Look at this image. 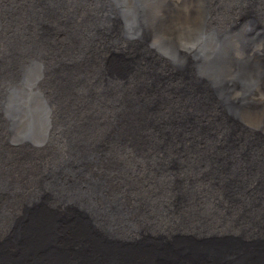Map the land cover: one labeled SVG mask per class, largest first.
Wrapping results in <instances>:
<instances>
[{
  "label": "bare ground",
  "instance_id": "1",
  "mask_svg": "<svg viewBox=\"0 0 264 264\" xmlns=\"http://www.w3.org/2000/svg\"><path fill=\"white\" fill-rule=\"evenodd\" d=\"M124 2L127 11L135 12L134 7L137 8L140 18L128 30H123L124 23L108 6L111 4L109 0H0V44L5 38L16 36L18 39L11 44L9 56L0 55V231L13 217L19 216V220L26 217L30 223L45 224L52 220L48 216L51 210L58 212L66 209L75 215L64 223L69 225L68 232L84 234L87 227L92 226L90 217L96 209L102 210L108 200H114L122 208L118 224L123 219L124 210L129 209L137 212L138 219L145 221L143 215L153 211L152 208L137 211L132 203L143 205L144 201L137 197V191L130 193L123 186L128 178L138 181L140 174L145 180L144 186L152 192L156 174L149 165L155 164L158 153L152 159L146 158L144 150L134 152L123 144V136L130 126L142 129L145 137L168 147L173 155L179 148L178 118L182 120L187 114L194 117L191 120L193 123L210 127L212 132L204 138L201 126H198L193 129V136L189 135L186 140L187 156L195 162L202 157L197 156L201 152L210 153L211 148H215V142L219 144L227 140V120L233 124L245 122L241 113L231 114L230 119L224 117L222 102L214 101L209 93L196 86L199 84L195 80L198 76L190 72L194 64L187 62L191 56H196L194 63L205 57L209 60L198 69L205 67V72L207 68L217 72L212 76L216 81L215 90L219 87L225 92L228 80L231 81L230 87L236 93L234 97L240 93L243 95L241 108L244 117L251 126L262 124V130L264 0H137V6L135 0ZM150 11L154 21L157 24L160 21L156 33L145 26V18L151 21ZM168 12L172 21L169 29L164 31L168 22L165 13L167 16ZM188 20L197 28L190 23L178 28L179 23ZM184 26L187 29L191 27L192 33L184 34ZM24 27L27 29L24 35L30 38L29 44L35 46L29 57H39L42 63L37 68V80L21 96L25 104L23 113L18 115L14 124L16 128L12 129H19V133L26 138L31 129L34 130L29 124L37 120L40 121L36 126L40 135L38 138L31 137L30 142L21 139L19 144L17 135L14 137L13 133H7L11 127L10 113L3 109L2 95L7 91L6 87L17 83L12 79L19 72L16 54L21 40L19 35ZM180 39L183 41L179 42ZM143 68L147 72L142 73ZM155 69L166 76L161 84L152 81L153 77L149 74ZM6 71L8 73L4 77ZM173 71L174 74L171 73ZM145 74L153 86L149 88L145 85L143 92L140 84ZM63 94L68 99L62 104L72 101L65 114L56 108ZM159 98L167 99L152 109V114L136 106L144 100L158 103ZM45 116L53 121H44ZM158 121L162 127H159ZM248 142L250 144L245 147L241 144L236 149L231 148L233 159L239 162L242 174L257 183L260 178L264 180V142H254V139ZM72 147L81 150L70 149ZM248 147L251 157H242L239 152H247ZM147 148L152 153V148ZM79 151H83L79 158L86 154L91 162L80 165L84 172L81 170L78 176L71 178L68 193L63 192L68 184V174L65 168L60 170L57 166L63 161H68L66 165L70 166L75 161V152ZM225 158L227 156H223V161ZM165 160L168 161V158L165 157ZM204 160L208 161V158ZM133 162L134 166L128 170L127 164ZM216 164L219 166V163ZM74 168L77 169L76 166ZM212 172L222 175L219 180H214L219 183L227 176L224 170L222 174L216 169ZM45 179L52 188L43 201L40 200L43 188L49 191ZM206 179L209 182L211 177ZM169 193L166 188L157 205L160 208L150 214L149 218H153L147 221L148 225H139L130 216L136 228L124 234L122 241L134 243L135 239L154 243V249L161 246L162 236L171 229L168 222H178L181 217L171 214ZM123 202L127 204L123 205ZM28 209L30 212H27ZM182 220L188 221L187 227L180 226L177 232L192 234L195 231L194 225L192 227L196 222L194 217L191 220L184 215ZM233 228V235L242 231L236 225ZM181 234L169 238L170 244L175 242L173 237L174 240L183 238ZM78 236L73 243L68 239L62 246L68 250L82 249L79 244L83 238ZM249 246L250 255L244 258L245 263L258 264L259 260L252 259L251 255L255 252L260 258L264 257V241L257 239L256 247ZM223 247L222 253L235 246L227 244ZM194 254L187 255L190 264H223L196 261ZM215 256L221 258V252L217 251ZM78 257L80 260L74 263L68 257L63 264H82L80 251ZM241 257L236 255L233 260H241Z\"/></svg>",
  "mask_w": 264,
  "mask_h": 264
},
{
  "label": "water",
  "instance_id": "2",
  "mask_svg": "<svg viewBox=\"0 0 264 264\" xmlns=\"http://www.w3.org/2000/svg\"><path fill=\"white\" fill-rule=\"evenodd\" d=\"M109 2L113 6L111 4L108 6L114 9L117 13V18H120L121 22L124 23L123 30H128L131 25L135 26V20L140 21L139 13L136 11L138 9L134 7L135 12L127 11L124 0H109ZM135 6H137V0H135ZM149 16L151 21L145 18V26L152 28L154 33H156V28L160 21L158 24L154 21L152 11L149 12ZM26 31L27 29L24 27L19 35L21 36V40L18 45L19 52L16 54V58L19 60L17 68L19 72H16L12 79L17 83L12 87H6L7 91L2 95L4 98L3 109L9 110L10 113L8 117L11 127L8 128L7 133L8 135H12L13 133L14 137L17 135L19 144L22 143L21 139L30 142L31 137L38 138L37 136L40 135L36 127L40 121L37 120L35 121L36 123L29 124L34 127V130L31 129L30 134L26 138L23 137L22 133H19V129L18 131L12 129L13 127L16 128L14 124L18 115L23 113L22 107L25 104L21 101V96L23 93L28 92L31 83L37 80V72H39L37 68L42 63L39 57H29L30 52L35 50V46L29 44L30 38L24 35ZM15 37L4 39V42L0 44V55L7 54L9 56L11 44L18 41ZM197 48H200L198 44ZM195 58L196 56H191L189 61H191V64H194L190 72L198 76L195 78L199 82L196 86L204 93H209L214 101L218 102L220 100L222 102L221 112L224 117L230 119L231 114L234 116L241 113L245 122L233 124L230 120H227L229 133L227 140L225 142L220 141L219 144L215 142V148H211L210 153L201 152L198 154L197 156L202 157L195 162L191 157L187 156L188 149L185 145L189 135L193 136V129L201 126V124L191 121L194 117H190L187 114L182 120L178 118L177 125L180 128L177 132L179 148L173 155L170 153L168 147L159 144L158 141L156 142L145 137L142 129L130 126L129 131L123 136V144L128 145V148L134 152L144 150L146 158L152 159L154 154L158 153V159L155 164L149 165L153 173L156 174L152 192H148L144 186L145 180L141 178L140 174L138 181L128 178L126 184L123 186L127 191H131L130 193L137 191V197L141 201H144L143 205L137 202L132 203V206L136 207L137 211L152 208L153 211L143 215L145 221L138 219L136 217L137 212L129 209L124 210L123 219L118 224L117 218L120 216L122 208H120L119 203L116 205L114 200H108L107 204L102 206V210L96 209V213L90 217L92 226L87 227L84 234L78 233L77 235H73L68 232L69 225H65L66 221H70L71 215L75 218V215L73 212H67L66 209L58 210V212L51 210L48 216L54 220H49L45 224L30 223L26 217L20 220L18 219L19 216L18 218L13 217L8 220L11 222L0 231V264H63L68 257L72 258V263H74L80 260L79 257L77 258L79 251L81 257H83L82 264H190L186 258L191 252L195 253L194 260L200 262L216 263L218 261L223 264H246L244 258L250 255L249 250L251 246L249 245L256 247L255 240L257 239L264 241V180L262 181L260 178L257 184L256 182H252L249 179L250 177L242 174L243 170L240 169L239 162H234V154H232L231 148L236 149L241 144L245 147L250 144L248 142L250 139H254V142L262 144L264 142V132L261 130L262 124L251 126L244 117L245 114L241 108L243 95L240 93L237 97H234L236 93H233L230 87L231 81L228 80L225 92L221 91L219 87L215 90L216 81L212 76L217 72L208 68L205 72V67L204 69H198L204 63L205 66L209 60L205 57L199 59V62L194 63L193 60ZM4 65L7 66L6 64ZM33 68L36 70L33 71ZM196 71L200 73L198 74ZM144 72H147V70L143 68L142 73ZM7 73L6 71L3 76L6 77ZM135 73H138L136 69ZM153 73L154 78L152 81L155 80L162 83L166 79L165 75ZM145 76L140 84L142 85L141 90L143 92L145 85L149 88L153 86L149 84L148 76L146 74ZM136 77H139V75ZM55 97L59 98V96H54L53 98ZM66 98L68 99L65 94L61 95V102H58V106H56L57 110L59 109L60 112H64L63 114L66 113L70 102H72L69 100V102L62 104V101ZM165 99L167 98H159L158 103L144 100L136 106L152 114V109H155ZM43 120L53 121L48 116H45ZM158 122L159 127H162L161 122ZM56 123V125L59 124L58 121ZM200 128L204 138L212 134L210 127L201 126ZM147 146L152 148V153L148 152ZM221 147L226 148L224 149L225 151ZM73 148L75 147L70 149ZM75 150L81 149L75 148ZM80 152L83 151L75 152V161L70 166L66 165L69 163L68 161L60 162L57 166L60 170L65 168L68 174V184L64 187L66 190L62 189L63 192L69 191L68 187L71 184L69 180L71 178L76 175L78 176L81 170L84 172L85 169L80 165L84 162H91L86 154L84 157L79 158ZM239 153L245 158H250L252 155L250 147L247 148V152L240 151ZM223 156H227L224 161ZM165 157L168 158V161L165 160ZM206 157L208 161L204 160ZM134 163L127 164V169L130 170L134 166ZM216 163H219V166ZM86 164L88 166V163ZM75 166L77 169L74 168ZM217 167H221V169L219 170ZM73 168L74 173L72 172ZM212 169H216L219 174H222L223 170L226 171L227 176L222 179V183L214 181L222 178V175L213 174ZM207 177H211L209 182L206 181ZM45 180L49 191L46 187L43 188V196L40 199L43 201H45V195L51 193L50 188H52L47 179ZM166 188L170 190L168 195L171 199L169 204L171 214L174 216L181 215V217L178 222H174L173 220L168 222L167 225L171 229H168L162 236L163 239L160 240L162 242L161 246L154 249L152 248L154 243H143V241L139 242L133 238L134 243L127 240L122 241L121 237L124 234H128L127 232L130 229L135 230V222L139 225L149 224L147 221L153 218H149V216L160 208L157 205L160 203V198L163 197ZM255 190H257L256 194ZM40 200H35V202H39ZM126 204V202H123V205ZM172 208H175L177 212ZM29 210L27 212H30ZM184 215H186L187 219L192 220V217H194L196 220L192 224L195 230L192 234L187 235V233L181 234L177 232L180 226L184 225V228L187 227L188 221L184 222L182 220ZM130 216L135 222L131 220ZM235 225L241 228L242 231L239 234L233 235L232 229H234ZM73 233L76 234V231H73ZM178 234H181L183 238H176L174 240V237L179 236ZM78 235H81L83 238L82 243L79 244L83 246L82 249L78 251L68 250V248L62 246L68 239L73 243L74 240L78 239ZM172 236H174L173 241L175 242L170 244L168 240ZM227 244L235 247L229 250L226 249L222 253L221 247L224 246L223 248H225ZM217 251L221 252V258L215 256ZM236 255L242 256L241 260L234 261L233 258ZM251 258L259 260L258 264H264V257L260 258L255 252L251 255ZM247 264H253V262H248Z\"/></svg>",
  "mask_w": 264,
  "mask_h": 264
},
{
  "label": "rangeland",
  "instance_id": "3",
  "mask_svg": "<svg viewBox=\"0 0 264 264\" xmlns=\"http://www.w3.org/2000/svg\"><path fill=\"white\" fill-rule=\"evenodd\" d=\"M165 18H166V20L168 21L167 22V24H165V26H167V29L166 28H164V31H166V30H168L169 29V27H170V25H169V23L171 24V22L170 21H172V20H170L171 18H170V14H169V12L167 13V16H166V13H165ZM168 18V19H167ZM185 23H190V24H193V23H191V21L190 20H188V21H183V22H181V23H179L178 25V28H182V26L185 24ZM181 25V26H180ZM194 26H195V28H197V25L196 24H193ZM195 28H193V29H195ZM192 28L190 27V28H186L185 26H184V30H185V32H184V34H186V35H188L189 33H192V31L190 32V30H191ZM179 42H181V41H183L182 39H180V40H178ZM133 56H134V54L132 53L131 54V58H133ZM188 60V61H187ZM187 62H189L190 63V61H189V58H187ZM153 72H155V73H160V74H162L160 71L158 72V71H156V69L154 70V71H152L151 73H149V74H151L152 75V77L154 78V76H153ZM171 73H173L174 74V71L173 72H171ZM162 75H164V74H162ZM166 77V76H165ZM158 83H160V82H158ZM163 83V82H162ZM161 84V83H160ZM261 123V122H260ZM262 131L264 132V121H263V127H262Z\"/></svg>",
  "mask_w": 264,
  "mask_h": 264
}]
</instances>
